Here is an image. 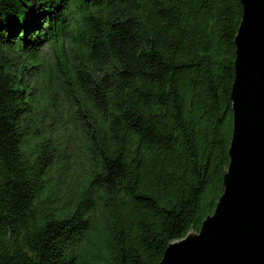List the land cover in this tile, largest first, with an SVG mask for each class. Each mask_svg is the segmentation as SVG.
I'll list each match as a JSON object with an SVG mask.
<instances>
[{"label":"trees","instance_id":"1","mask_svg":"<svg viewBox=\"0 0 264 264\" xmlns=\"http://www.w3.org/2000/svg\"><path fill=\"white\" fill-rule=\"evenodd\" d=\"M242 18L241 0H0V264H159L201 229Z\"/></svg>","mask_w":264,"mask_h":264},{"label":"water","instance_id":"2","mask_svg":"<svg viewBox=\"0 0 264 264\" xmlns=\"http://www.w3.org/2000/svg\"><path fill=\"white\" fill-rule=\"evenodd\" d=\"M241 2L223 194L201 229L171 242L159 264H264V0Z\"/></svg>","mask_w":264,"mask_h":264},{"label":"rangeland","instance_id":"3","mask_svg":"<svg viewBox=\"0 0 264 264\" xmlns=\"http://www.w3.org/2000/svg\"><path fill=\"white\" fill-rule=\"evenodd\" d=\"M44 54H46L47 57H49L51 55V53H48L47 50L44 51Z\"/></svg>","mask_w":264,"mask_h":264}]
</instances>
